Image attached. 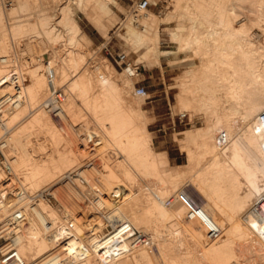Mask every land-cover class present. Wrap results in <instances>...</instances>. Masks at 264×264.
<instances>
[{
  "label": "bare ground",
  "instance_id": "bare-ground-1",
  "mask_svg": "<svg viewBox=\"0 0 264 264\" xmlns=\"http://www.w3.org/2000/svg\"><path fill=\"white\" fill-rule=\"evenodd\" d=\"M1 1L0 76L5 70L3 57L17 59L26 76L21 105L0 126V136L6 133V151L15 158L19 185L26 192L21 196L25 228L18 242L24 258L30 261L46 253L56 238L67 233L66 228L55 229L64 212L41 191L85 157L97 156L111 212H97L90 203L80 210L79 203L67 197L65 202L76 211L72 217L86 218L92 228L125 219L146 238L125 251L100 257L83 244L84 255L73 264H242L246 258L249 264H264V133L254 129L264 108V61L249 46L248 23L235 27L230 22L246 0H178L165 16L157 18L146 8L137 21L132 17L121 21L123 31H116L135 46H144L141 61H158L161 54L170 58L184 47L194 54L176 96L184 110L203 113V123L183 129L180 137L182 148L189 157L196 156V163H177L168 169L166 152L153 148L149 117L134 100L141 94L135 89L132 93L129 75L122 74L118 83L107 59L95 57L90 64L89 49L80 36L79 11L105 27L104 17L113 15L111 4L119 5L118 0H12L9 8ZM247 1L256 3L258 14L253 18H264V0ZM170 17L178 20L170 32L177 41L175 49L158 45L160 23ZM251 17L250 24L258 21ZM32 35L49 43L62 39L65 46L35 54L34 64L28 65L20 57L17 40ZM45 61L51 64L53 84L64 87L62 107L67 118L79 124L76 130L57 123L44 106L51 88L42 70ZM137 66L129 61L126 68L138 73ZM7 88L0 85V94ZM222 127L227 141L218 147ZM79 132L95 136L93 152L78 146ZM181 183H187L209 220L218 225L214 236L199 212L189 214L191 206L178 189ZM117 191L115 199L111 194ZM33 195L53 230L45 231L28 210ZM7 208L1 203L0 214ZM126 244L122 239L113 246Z\"/></svg>",
  "mask_w": 264,
  "mask_h": 264
},
{
  "label": "built area",
  "instance_id": "built-area-1",
  "mask_svg": "<svg viewBox=\"0 0 264 264\" xmlns=\"http://www.w3.org/2000/svg\"><path fill=\"white\" fill-rule=\"evenodd\" d=\"M3 1L4 3L12 2V0ZM150 4V0H135L126 17H132L137 21ZM2 62L5 65V70L0 76V85L7 84L8 88L0 94V126L5 125L8 115L21 105L24 99L23 86L26 81V76L20 69L17 59L3 57ZM128 62L129 60H126V65ZM42 70L51 83L44 106L58 123L71 130H76L79 124L72 122L66 116L62 107V99L65 94L64 87L53 84L49 61L44 62ZM135 92L145 94V85L137 84ZM186 116H188L187 113L178 114L179 120ZM254 129L264 133V108L258 114V122ZM226 141L225 132H219L217 136L218 147L223 146ZM78 146L91 153L97 146V140L95 136L89 133L79 132ZM6 148L7 138L6 133H4L0 136V207L1 203H5L8 211L0 214V264H73L84 255L80 250L83 244L89 247L94 256L100 257L109 256L116 250L125 251L127 247L145 240V233L125 219H114L113 222H108L102 228H92V223L86 218L77 220L75 216L72 217L76 211L69 205V202H65L67 197L78 202L81 206L80 210H83L85 204L90 203L97 212H111L106 204L109 193L103 187L100 179L101 167L95 157L88 156L79 165L68 170L59 182L41 191V194L48 201L64 212L63 221L58 223L55 229L60 232L66 228L67 233L64 237L56 238L55 245L46 253L27 261L18 249V242L23 235L26 219L21 196L26 192L19 185V178L13 168L15 158L7 153ZM111 195L117 199L119 192H113ZM36 197L37 195L32 196L28 203V210L37 223L49 232L54 229V226L37 206ZM122 239L127 241L126 247L117 246L114 248L113 243Z\"/></svg>",
  "mask_w": 264,
  "mask_h": 264
},
{
  "label": "rangeland",
  "instance_id": "rangeland-1",
  "mask_svg": "<svg viewBox=\"0 0 264 264\" xmlns=\"http://www.w3.org/2000/svg\"><path fill=\"white\" fill-rule=\"evenodd\" d=\"M134 1L135 0H118L119 5L111 4L114 13L112 16L104 17V22L106 24L105 27H100L87 16L83 15L82 12H78L77 18L82 27L80 36L83 39L86 48L89 49L88 54L90 56L88 55V58L90 64L95 63V61H93L95 57L99 58L100 60L107 59L113 68L112 76L118 83H121L122 81V74L129 75L132 93H135L134 89L137 84H144L146 87L145 94H141L139 97L133 96L136 97L134 100L139 101L140 107L146 111L145 113L149 117L147 127L151 131L153 148L155 150H164L161 148H168L170 156H174L173 158H169L167 151L164 150L168 156L167 162H169V164H166L165 162L164 168L166 166V169L175 168L177 163H192L193 166V161L196 160V156L194 155L195 157L192 156V158L189 157L185 146L182 148L183 146L181 145H184L183 143L181 144L180 140L183 138L182 130L188 126L202 124L204 117L203 113L199 111L197 113H192L189 108H185L184 110V107L178 106L176 95L180 89V80L186 74L187 69L191 67V64H189L188 60L190 56L192 57L194 54L192 53L191 49L184 47L187 50L182 48L177 52L172 53L170 58L164 54H161L158 61H149L147 59L141 61L140 55L145 50L144 46L141 47L140 45V47H137L135 46L136 44L131 41V39L129 40L125 36L117 33L123 31V29H121L122 22L124 23L125 20L127 21L128 17H126V15ZM150 1L151 4L149 7H147L148 10L153 12L157 18H161L165 16L167 12L174 10L178 0ZM1 2L4 4L5 8H9L12 4L4 3L3 0ZM241 3H244V7L242 5V11L231 18L232 21L230 22L235 27H239L242 22L248 23L247 37L250 38L249 40H251V45L249 46H252V49L255 50L256 58L259 61H261V59L264 61V18L259 19L260 21L253 18L254 14H258V12H255L257 11L256 3L252 4V1L248 2L247 0L242 1ZM252 6L253 8H251ZM243 16H246V18H241ZM250 17L253 18L254 21H258L252 23V20L250 24ZM255 18H258V16ZM177 21L178 20L176 17H170L169 19H165L160 23V42L158 45L161 48H176L177 41L171 38L170 32L174 30ZM218 29L222 30L223 27H218ZM108 35L109 37H107ZM59 40L62 41V39ZM59 40L55 42L51 41L50 43L53 42L54 44L52 43L50 46L49 41L45 42L41 36L38 37L32 35L28 36V38L26 36L17 40V49L19 51L20 57L28 65H30L34 64L33 58L35 54H39L42 51H47L46 53H50L52 49L61 51L64 44H62ZM58 44L62 46L61 49L59 48L60 46ZM136 57L138 59H136ZM126 60L137 64L139 66V72L133 73V70L129 71L126 68ZM223 91L224 90H222V92ZM223 93L226 94V92ZM183 111H186L188 116L184 117L182 120H179L178 114ZM257 114L258 112L255 116H257ZM173 120L175 122L174 126ZM222 131L226 132L224 127L220 129V132ZM182 141H184V139ZM95 157V159L99 161L97 156ZM194 163H196V161H194ZM180 187L184 188L185 190L181 189ZM178 189L185 200L189 203V206L192 207V209L191 207L189 209V214L195 211L199 212L209 222V232L211 236H214L217 233L218 225L209 220L208 215L194 197L193 191L188 189L187 183H181ZM245 253L247 254V251ZM241 257H243V255H241ZM248 262L249 261L247 258L241 260L242 264H249Z\"/></svg>",
  "mask_w": 264,
  "mask_h": 264
},
{
  "label": "crops",
  "instance_id": "crops-1",
  "mask_svg": "<svg viewBox=\"0 0 264 264\" xmlns=\"http://www.w3.org/2000/svg\"><path fill=\"white\" fill-rule=\"evenodd\" d=\"M161 149H164V150H166L167 151V153H168V155H169V158L171 157V158H173L174 156H170V154H169V149L168 148H161Z\"/></svg>",
  "mask_w": 264,
  "mask_h": 264
}]
</instances>
